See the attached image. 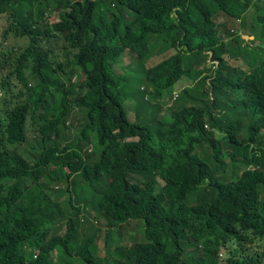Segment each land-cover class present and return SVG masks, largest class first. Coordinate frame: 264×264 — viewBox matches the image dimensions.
I'll list each match as a JSON object with an SVG mask.
<instances>
[{
    "label": "trees",
    "instance_id": "trees-1",
    "mask_svg": "<svg viewBox=\"0 0 264 264\" xmlns=\"http://www.w3.org/2000/svg\"><path fill=\"white\" fill-rule=\"evenodd\" d=\"M252 7L258 45L229 27ZM1 16L28 46L0 44V264H264V1L0 0ZM154 49L174 54L126 92L116 66ZM209 62L188 106L160 115ZM126 95L145 104L134 121Z\"/></svg>",
    "mask_w": 264,
    "mask_h": 264
},
{
    "label": "rangeland",
    "instance_id": "rangeland-1",
    "mask_svg": "<svg viewBox=\"0 0 264 264\" xmlns=\"http://www.w3.org/2000/svg\"><path fill=\"white\" fill-rule=\"evenodd\" d=\"M256 13V9L253 8L250 10V13L247 15L249 17V23H251L252 19L254 18V14ZM56 18H53V21H55ZM215 23L217 22H222V23H226L228 22V18L226 17V15L224 14H220L219 16L215 17L214 19ZM248 24V23H247ZM230 27H232L233 29H236V26L234 24V22H230L229 24ZM9 27V22L7 20V16H1L0 17V44H1V48L8 52V53H22L24 50L27 49L28 46V40L25 38H18L13 34H9V36H7L6 31L7 28ZM251 43L258 45L259 43L257 41H251ZM250 45V44H249ZM174 54V51L171 50L169 52H165V53H158L157 49H154L151 51V53L149 54V57L142 61L139 65H137L135 58H133L132 56H130L129 54H125V56L123 57L122 61L119 63L118 66H116V69L121 72L122 74L126 71H130V74L134 76L130 79L129 81V86L126 90V92L131 91L132 93H138L139 94V90L140 87H142V84L145 82L144 81V75H143V68L147 69L149 67H151L152 65L158 63L160 60L164 59L165 57H167L168 55ZM223 58L225 59V61L229 62V57L228 55H224ZM236 61V60H235ZM230 62V64L232 65H237L239 68L241 69H246L247 70V65L245 64V62L243 60H237L236 62ZM207 67V68H206ZM200 69H205L204 70V75H210L212 73V69L213 66L211 64V62H209V64H207L206 66L202 67V68H193L192 72L190 73V75H186L181 77L180 80H178V82L174 85V87H172L171 89H169V91L167 92L166 95L167 96L164 99V104L161 107V110L159 112L160 115H162V113L165 114H171L172 112H175L174 108H177L178 106L180 107H187L188 103H187V97H185L184 92H183V88H191L200 78L199 75V70ZM78 76V75H77ZM77 79L76 76L73 77V81ZM208 83V82H207ZM209 86V83H208ZM144 87V85H143ZM18 90H16L17 93ZM177 93L179 95V98H177L176 100H173V93ZM6 95V94H5ZM5 98V97H3ZM11 99V97H9ZM123 107L125 109V112L127 113V118L129 121H134L136 119V111L139 110L138 107L140 108H145V104L143 103L142 99L139 98L138 100H136L135 97H130L128 95L124 96L123 99ZM147 110V109H146ZM143 112V111H142ZM150 112V111H149ZM152 114L148 115L149 120L151 121L153 118L156 117V111L151 112ZM220 113V112H218ZM73 118L69 121L70 122H76L75 121V115L74 113L71 115ZM144 117V114L143 116ZM152 123V122H151ZM28 138L31 139L34 136V129H32L30 123H28ZM213 138L217 141L222 139L223 137V133H221V131H213ZM248 134V129L246 131V135ZM65 137L67 138V135H65ZM205 145L207 146V150L204 151V154H210V152H212L209 149V145L207 143H205ZM92 149V148H90ZM32 163V162H31ZM66 186V185H65ZM65 188V187H64ZM67 194L62 197H60V204L63 203V199L67 201ZM53 199L55 200V197H53ZM65 201V202H66ZM91 212H93L91 210ZM92 218V219H91ZM91 218L90 221L93 220V224H95L96 226H100L102 227V229H104V224L103 222H95L96 220V214L92 213L91 214ZM140 224L136 225V223H130L128 224V227L126 229L127 233L129 232V235H134L135 234V238H137V241H143L144 240V231L143 229L140 227ZM65 232V228H61V230H57L52 232L51 235H63ZM104 234L103 232L100 234V239L96 241L95 245L101 249V257H102V251H103V246H104ZM126 244H129V242H126ZM232 247H235V243L233 242ZM226 251V250H225ZM258 251V249H253V252ZM37 254V249L33 248L29 251V253L27 254V257L30 258H35ZM227 256L224 255V258H226ZM224 263V262H223Z\"/></svg>",
    "mask_w": 264,
    "mask_h": 264
},
{
    "label": "clouds",
    "instance_id": "clouds-1",
    "mask_svg": "<svg viewBox=\"0 0 264 264\" xmlns=\"http://www.w3.org/2000/svg\"><path fill=\"white\" fill-rule=\"evenodd\" d=\"M261 1H264V0H261ZM253 9L250 8V10ZM250 10L247 12V14L245 15L244 19H236L232 22H234L235 26H236V29H233L232 27H230L232 29V31L234 32H238V34H242V38L247 41V43H249L250 45L253 44L251 43L252 40H255L257 41L259 44H260V41L259 39H256L253 35L255 34L254 32V27H253V21H254V18L252 19L251 23H249V17L247 16L249 13H250ZM256 13L254 14V17H255ZM223 22V21H222ZM222 22H217V24H223ZM248 23V24H247ZM230 24V22H229ZM255 45V44H254ZM174 87V86H173ZM178 94L175 92L173 93V100H176L178 97ZM208 130H210L209 127H206ZM215 131V130H213ZM218 132V130H216ZM222 133V132H221ZM223 138V137H222ZM221 256L223 257V255L221 254Z\"/></svg>",
    "mask_w": 264,
    "mask_h": 264
}]
</instances>
